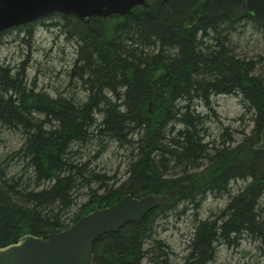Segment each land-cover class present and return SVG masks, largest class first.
<instances>
[{"label":"trees","instance_id":"16d2710c","mask_svg":"<svg viewBox=\"0 0 264 264\" xmlns=\"http://www.w3.org/2000/svg\"><path fill=\"white\" fill-rule=\"evenodd\" d=\"M147 1L105 21L60 15L56 27L76 43V58L53 97L29 81L28 61L0 64V126L23 138L0 158L1 248L64 231L125 195H162L166 206L103 235L93 254L97 264H170L158 231L170 214L228 196L215 219L197 221L183 264H216L220 246L243 239L259 244L264 261V152L255 149L264 131V50L238 44L248 28L264 40V23L245 0ZM38 21L0 33V49L14 30L32 39ZM222 95L237 96L240 118L248 117L241 141L229 128L210 140L219 119L213 99ZM111 146L127 153L122 178L101 167ZM239 181L248 185L232 195Z\"/></svg>","mask_w":264,"mask_h":264},{"label":"rangeland","instance_id":"374dc122","mask_svg":"<svg viewBox=\"0 0 264 264\" xmlns=\"http://www.w3.org/2000/svg\"><path fill=\"white\" fill-rule=\"evenodd\" d=\"M64 23L60 16L45 17L35 25L32 39L18 30L12 31L11 34L5 36V44L0 49V64L15 66L28 61L26 74L30 82L35 80L38 91L45 92L52 97L63 92L67 85V74L76 58V43L68 41L60 30V26L56 27L57 24L63 25ZM238 44L248 52L255 49L253 50L255 53H262L264 50V40L253 36L251 28H248L247 35L238 40ZM213 101L219 119H213V123L210 124L212 134L210 140L219 141L224 130L229 128L234 139L237 142L241 141L243 139L241 131H245L250 122L248 117L240 118L244 114L240 99L233 95H222L215 97ZM246 133L248 135L249 130ZM22 144L23 138L20 134L0 126V158L18 150ZM124 154V151L115 146H111L103 154L99 161L109 176L118 178L125 176L127 158ZM246 185L248 183L241 181L234 183L231 188L232 195L237 194ZM87 200V197H81L78 203L82 204ZM228 201V196L220 198L209 196L203 202L199 212L188 206L182 214H170L167 221L169 225L162 223L163 226L158 229L159 237L170 247V264H183L197 221L210 217L215 219V216L226 208ZM184 207V205L181 206L177 211L183 210ZM78 210L79 206L73 211L76 213ZM216 264H264V261L259 244L243 239L238 247L220 246Z\"/></svg>","mask_w":264,"mask_h":264},{"label":"water","instance_id":"95a60500","mask_svg":"<svg viewBox=\"0 0 264 264\" xmlns=\"http://www.w3.org/2000/svg\"><path fill=\"white\" fill-rule=\"evenodd\" d=\"M136 6L148 4L146 0H0V33L57 13L82 20H106L115 15L124 17ZM245 8L264 22V0H245ZM255 149L264 152V131ZM168 201L161 195L139 199L125 195L114 205L81 217L64 231L46 238L25 235L14 244L0 247V264H97L93 246L100 237L142 220Z\"/></svg>","mask_w":264,"mask_h":264},{"label":"bare ground","instance_id":"6f19581e","mask_svg":"<svg viewBox=\"0 0 264 264\" xmlns=\"http://www.w3.org/2000/svg\"><path fill=\"white\" fill-rule=\"evenodd\" d=\"M213 104H214V101H213ZM127 153L125 152L124 156L126 155Z\"/></svg>","mask_w":264,"mask_h":264}]
</instances>
